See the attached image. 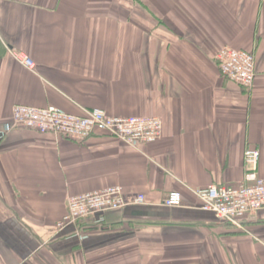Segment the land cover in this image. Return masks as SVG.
<instances>
[{
  "label": "crops",
  "instance_id": "obj_1",
  "mask_svg": "<svg viewBox=\"0 0 264 264\" xmlns=\"http://www.w3.org/2000/svg\"><path fill=\"white\" fill-rule=\"evenodd\" d=\"M225 46L254 54L252 86L222 74ZM17 104L154 115L163 136L6 129ZM248 148L264 178V0H0V264H264V209L239 228L195 194L242 182ZM112 185L127 205L57 226L70 196Z\"/></svg>",
  "mask_w": 264,
  "mask_h": 264
},
{
  "label": "built area",
  "instance_id": "obj_2",
  "mask_svg": "<svg viewBox=\"0 0 264 264\" xmlns=\"http://www.w3.org/2000/svg\"><path fill=\"white\" fill-rule=\"evenodd\" d=\"M12 55L29 68L36 67L30 56L11 50ZM216 59L222 74L244 86H252L256 78V60L251 51L230 46L221 48ZM12 126H24L39 132H52L73 140H85L94 132H105L119 140L138 146L152 143L163 136V120L154 115L112 116L105 110L92 109L83 115L69 113L54 105L36 107L17 104L13 107ZM260 151L248 148L244 154L246 172L244 179L237 185L210 184L195 190L201 201V208L233 226L243 228L244 218L252 212L264 209V178L259 174ZM145 196L140 194L136 203H142ZM183 194L179 190L169 192L165 204L181 206ZM127 205L122 188L112 185L100 190L75 194L68 199V209L57 223L58 227L75 224L80 219L107 210L120 209Z\"/></svg>",
  "mask_w": 264,
  "mask_h": 264
}]
</instances>
